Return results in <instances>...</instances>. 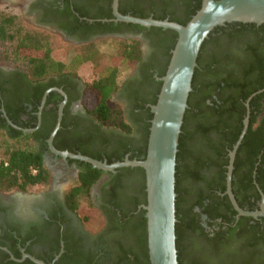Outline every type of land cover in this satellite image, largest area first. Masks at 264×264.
<instances>
[{
  "label": "trees",
  "instance_id": "trees-1",
  "mask_svg": "<svg viewBox=\"0 0 264 264\" xmlns=\"http://www.w3.org/2000/svg\"><path fill=\"white\" fill-rule=\"evenodd\" d=\"M112 1L107 0V8L93 15L82 12L94 21L77 18L79 36L87 39L107 31H146L152 45L162 53L159 77L148 74L146 87L141 86L142 90L133 97L132 124L111 98L128 77L120 81L121 66L133 70L142 58L140 39L113 37L95 41L84 45L66 62L54 57L49 34L27 28L17 22L18 16L0 10V62L14 64L23 76L16 77L14 97H21L29 85L39 91L54 85V78L47 81L48 75L65 70L80 74L78 68L87 62H94L99 68L97 77L84 79L85 103L102 125L119 128L126 135L113 145L108 137L94 135L91 139L97 143V149L93 150L84 137L79 141V150L102 161L105 152L108 163L124 161L127 152L131 160L146 158L153 118L151 106L158 100L160 77L167 71L178 39L173 29L104 21L114 17ZM201 6L202 0H120L119 10L122 14L152 16L185 25ZM107 41L115 43V50L105 65L100 62V45ZM22 78L25 81L21 82ZM247 102L250 123L236 153L232 188L243 209L255 210L259 208L261 190L264 193V23H226L216 27L202 45L180 135L176 167V242L180 264H264V217L238 216L226 194L229 153L242 132ZM2 126L11 138L25 136L6 122ZM53 127L40 137L34 132L26 138L35 137L42 145ZM43 153V147L37 145L8 146L0 160V191H29L48 183L50 172L43 163ZM83 166L80 183L68 194L69 203L78 211L81 201L87 200L94 206L90 188L104 172L88 163ZM118 170L123 171L130 184L116 185V210L108 213L114 223V236L103 250L104 261L89 254L80 264H150L146 210L138 208L140 202L147 204L145 170L139 166ZM133 175L137 176L134 181ZM133 187L142 197L135 199ZM120 196H125L129 204H123Z\"/></svg>",
  "mask_w": 264,
  "mask_h": 264
},
{
  "label": "flooded vegetation",
  "instance_id": "flooded-vegetation-1",
  "mask_svg": "<svg viewBox=\"0 0 264 264\" xmlns=\"http://www.w3.org/2000/svg\"><path fill=\"white\" fill-rule=\"evenodd\" d=\"M106 3L107 0H0V8L22 18L36 29L58 33L69 43L81 48L113 37L140 39L142 58L111 98L113 102L117 96L127 103V111L131 115L133 97L138 90H142L141 86L146 87L145 78L148 74L159 77L158 66L162 61V53L152 45V39L147 37L146 31H126L122 34L107 31L93 34L87 39L81 38L77 18L93 22L82 12L93 15L101 8H107ZM104 21L115 20L113 17ZM20 71L14 64L0 62V86L4 88L0 90V135L5 134L12 141L24 140L43 147V163L50 172V179L45 185L29 191H0V264H41L34 259L45 264H80L89 254H93L96 260L100 258V261H104L103 250L107 249L114 236L111 232L114 223L108 213L116 210V185H129L130 181L119 168L116 171L104 170L90 188V200L102 213L105 225L96 232L89 230L83 216L68 201V194L80 183L83 163L88 162L56 154L50 147L49 138L59 123L61 111L60 128L53 140L58 150L78 154L81 153L79 141L84 137L89 140L87 145L93 150L97 149V143L91 139L94 135L108 137L113 145L126 134L114 126L102 125L92 114L85 103L86 87L81 74L65 70L60 74L48 75L47 81L54 78V85L43 91L33 89L32 85L26 86L23 95L16 98L12 87L15 86L16 77H23L18 74ZM3 122L23 131L25 136L11 138L8 130L2 126ZM20 123L29 124V127ZM52 126L49 137L42 145L35 137L26 138V135L34 132L40 137ZM103 154L104 161H107L106 153ZM129 156L130 152H127L125 159ZM136 177L133 175L132 181ZM138 192L133 187L135 199L141 196V192ZM120 200L123 204H129L125 196ZM260 203L261 200L259 207ZM143 205L140 202L138 208H144Z\"/></svg>",
  "mask_w": 264,
  "mask_h": 264
},
{
  "label": "water",
  "instance_id": "water-1",
  "mask_svg": "<svg viewBox=\"0 0 264 264\" xmlns=\"http://www.w3.org/2000/svg\"><path fill=\"white\" fill-rule=\"evenodd\" d=\"M119 1L113 0L112 4L115 21L173 29L178 33L167 71L164 76L160 77L162 87L158 100L151 106L153 118L147 156L143 160L126 158L124 161L108 163L81 153L56 149L53 140L60 128L62 111L59 123L49 138V144L56 154L88 162L101 170L116 171L118 168L127 166L144 168L147 204L143 207L147 217L150 264H180L176 242L177 154L185 113L189 107L188 100L192 91L193 77L198 67L199 53L205 40L218 26L231 22L263 24L264 0H202L201 8L185 25L169 19H156L152 16L143 18L122 14L119 11ZM246 105L247 115L243 121L242 132L233 150L229 153L226 193L238 212V216L259 218L264 217L263 191L261 190L260 207L255 210H246L239 205L232 188L236 153L250 123L249 102ZM25 131L29 130L25 129ZM34 260L45 264L37 259Z\"/></svg>",
  "mask_w": 264,
  "mask_h": 264
},
{
  "label": "rangeland",
  "instance_id": "rangeland-1",
  "mask_svg": "<svg viewBox=\"0 0 264 264\" xmlns=\"http://www.w3.org/2000/svg\"><path fill=\"white\" fill-rule=\"evenodd\" d=\"M1 11H3L0 8ZM8 13V11H4ZM17 22L24 24L27 28L30 29H36L32 27L30 24L26 23L22 18H18ZM38 31H44V30H39ZM45 34H49V42L52 47L53 55L54 57L61 59L63 61L69 62L70 58L77 52L81 47H78L76 45H73L63 39L58 33L52 32L50 30L44 31ZM2 46V45H1ZM3 47V46H2ZM101 61L105 65L108 63L109 59L111 58V52H114L115 48V43L112 41H107V42H102L101 45ZM99 68H97L96 64L94 62H87L85 64H82L78 68V72L81 74L83 79H91L93 77H97ZM131 69L127 68V66H121L120 73H119V79L120 81H123L127 76L130 75ZM112 102V101H111ZM114 104H118L121 106L123 116L125 120L129 123L132 124V117L127 111V103H124L120 99L114 97L113 102ZM18 146V147H23V148H34V146L29 143L28 141H22V140H17V141H12L9 140L5 134L0 135V160L5 157L6 154V149L8 146ZM79 213L83 216L84 219V224L85 226L91 230V231H98L105 225V219L102 215V213L99 211L94 206H90L87 200L81 201V206L79 209Z\"/></svg>",
  "mask_w": 264,
  "mask_h": 264
}]
</instances>
